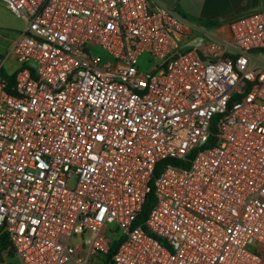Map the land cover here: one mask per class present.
<instances>
[{
	"label": "built area",
	"instance_id": "1",
	"mask_svg": "<svg viewBox=\"0 0 264 264\" xmlns=\"http://www.w3.org/2000/svg\"><path fill=\"white\" fill-rule=\"evenodd\" d=\"M1 1L25 22L0 96V227L20 262L90 264L119 239L106 264H261L264 12L226 36L151 0ZM169 158L188 164L152 188Z\"/></svg>",
	"mask_w": 264,
	"mask_h": 264
},
{
	"label": "crops",
	"instance_id": "2",
	"mask_svg": "<svg viewBox=\"0 0 264 264\" xmlns=\"http://www.w3.org/2000/svg\"><path fill=\"white\" fill-rule=\"evenodd\" d=\"M152 5L158 9H170L178 13L180 16L188 21L196 23L193 19L202 20L200 24L202 26L211 27L219 30L224 35H229V29L227 23L246 13L252 11L264 12V0H151ZM192 19V20H190ZM206 21H217L219 24L210 25ZM17 36L13 37L12 42H7L6 37L5 44L0 42V96L4 92V80L2 78V72L12 74L15 73L19 67V62L16 57L11 53V46L17 39ZM11 43V44H10ZM252 248L262 254V262L264 264V245L255 243Z\"/></svg>",
	"mask_w": 264,
	"mask_h": 264
},
{
	"label": "trees",
	"instance_id": "3",
	"mask_svg": "<svg viewBox=\"0 0 264 264\" xmlns=\"http://www.w3.org/2000/svg\"><path fill=\"white\" fill-rule=\"evenodd\" d=\"M206 23H208L210 25L219 24V22H217V21H206ZM15 77H16V72L12 73V74L2 72V78L4 80V92L5 93H13L14 92L13 88L15 85ZM215 123H217V117L214 118V126H215ZM191 156H192V154H190L189 157H191ZM187 164L188 163L186 161L179 160V159H173V158H169V159H165V160L160 161L156 166L154 178L151 181L152 188L155 185L156 179L160 176L161 172L163 171V169L167 165H175V166L185 167V166H187ZM154 204H155V197H154L153 190H151V192L147 196V199L143 205L142 211L139 215V218H138L139 222H144L147 219L149 212L151 211ZM119 243H120L119 239H115L112 242L110 253L106 254L105 256L103 255L104 258H103L102 264H106L107 260L111 257V255L117 251ZM15 256H16L15 250H14L13 243H12V240L10 238L9 233L8 232H2L1 227H0V262L4 261V259L7 257L10 258V257H15Z\"/></svg>",
	"mask_w": 264,
	"mask_h": 264
},
{
	"label": "rangeland",
	"instance_id": "4",
	"mask_svg": "<svg viewBox=\"0 0 264 264\" xmlns=\"http://www.w3.org/2000/svg\"><path fill=\"white\" fill-rule=\"evenodd\" d=\"M192 20V19H190ZM196 23H202V20L193 19ZM25 29V22L12 13L7 6L0 0V42L5 44L4 37L7 38V42H12L13 37L17 36L18 31ZM3 37V38H2ZM11 44V43H10ZM31 64H35L34 61H31ZM111 227H114L112 225ZM88 236H92L91 233L87 234ZM103 255H98L94 257L90 264H102ZM0 264H22L20 260L15 257L5 258L4 261L0 262Z\"/></svg>",
	"mask_w": 264,
	"mask_h": 264
}]
</instances>
